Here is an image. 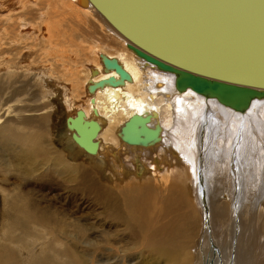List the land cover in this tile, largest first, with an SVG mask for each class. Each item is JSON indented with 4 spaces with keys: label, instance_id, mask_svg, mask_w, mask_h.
I'll return each instance as SVG.
<instances>
[{
    "label": "bare ground",
    "instance_id": "obj_1",
    "mask_svg": "<svg viewBox=\"0 0 264 264\" xmlns=\"http://www.w3.org/2000/svg\"><path fill=\"white\" fill-rule=\"evenodd\" d=\"M37 1L26 6L38 12L41 7ZM10 4L11 0H0L2 11L25 7L24 3L18 7ZM52 9L90 13L104 23L107 35L116 43L110 46L109 41L92 42L89 48L94 57L79 66L74 64L76 72L62 64L65 72L76 79L77 71H85L79 98L73 79L63 80L48 65L26 62L24 69L36 75L41 87L50 91L48 96L63 101L67 133L62 138L68 137L65 150L73 159L83 157L81 163H92L109 180L129 185L141 181L152 184L130 186L116 190L117 193L99 186L83 165L85 162L71 163L52 141L49 144L45 140V115L37 113L41 107L33 103L35 108L19 105L22 88L14 86L19 69L5 62L0 66L7 75V79L0 78V121L8 114L13 119L0 123V171H14L19 183L34 180L43 189L57 187L75 195L92 196L95 220L87 223L88 218L82 216L67 217L51 203L43 207L39 201L33 202L32 193L22 191L17 183L11 192L0 186V264H264V97L255 98L243 112L196 90L178 91L174 84L176 75L139 56L129 47L135 44L90 0H58L55 7L44 5L34 21L15 16L17 11L2 15L7 24L18 20L27 23L20 36L10 34L14 39L11 46L26 36L35 42L44 40L49 45L45 50L48 56L59 51L61 47L54 42L56 37L47 16ZM1 28L4 33L7 31L3 25ZM1 40L0 52L4 49ZM79 50L82 52V45L77 51L68 52ZM75 53L70 54L75 57ZM19 55L16 64L21 66L29 56ZM34 98L35 95L36 103ZM26 111L38 115L33 117ZM135 114L149 116L147 126L159 131L147 144L124 139L125 134L135 135L141 129L138 125L134 131L124 133V126ZM77 115L83 116V122H96L99 126L93 138L97 143L95 152L88 150L89 144L80 145L74 139V135H80L70 127L69 120ZM182 121L186 126L184 141ZM31 126L36 131L26 134H32L37 143L28 150L29 139L20 135L17 127L30 131ZM139 135L144 137L143 133ZM81 140L87 144L83 137ZM38 159L47 165L41 176L33 175L36 171L31 170ZM173 160L178 166L174 176ZM138 167L143 171L139 172ZM172 180L179 181L188 192L190 186L193 204L182 188L171 184ZM161 191L166 195H161ZM41 239L44 242H38Z\"/></svg>",
    "mask_w": 264,
    "mask_h": 264
},
{
    "label": "water",
    "instance_id": "obj_2",
    "mask_svg": "<svg viewBox=\"0 0 264 264\" xmlns=\"http://www.w3.org/2000/svg\"><path fill=\"white\" fill-rule=\"evenodd\" d=\"M90 1L135 44L129 47L139 56L176 75L178 91L196 90L243 112L264 97V0ZM148 120L133 115L124 133L140 125L144 137L125 134L124 139L150 142L159 131L151 130ZM69 123L80 135L75 141L95 152L98 124L83 122L82 115Z\"/></svg>",
    "mask_w": 264,
    "mask_h": 264
},
{
    "label": "rangeland",
    "instance_id": "obj_3",
    "mask_svg": "<svg viewBox=\"0 0 264 264\" xmlns=\"http://www.w3.org/2000/svg\"><path fill=\"white\" fill-rule=\"evenodd\" d=\"M31 1L32 0H15V1L11 0V4L15 3L16 7H18L20 5V3H24L25 4V7L23 9H19V8L16 9L17 15H15V16H24L27 20L34 21L36 19V16L39 14V11L43 10L44 5L47 6V4H49L50 7H55L56 4L58 3V0H46V1L44 0L45 2L43 0H38L37 4H39L38 6H40L41 9L37 12V9L33 10V9H31V7L28 8V6H26ZM12 7H14V5H12L11 8ZM16 11H13V10L10 11L9 9L6 10V11H2V8L0 7V16H1L0 17V33L5 37V38H3V37L1 38V36H0V39H2L1 41L4 42V45H3V42H1L2 43L1 46L4 49H2L3 50L2 52H0V63L3 62L2 64H0V66H4L5 62L6 63L9 62V65H11V64L14 65L15 64V66H13V67H14V69H16V68L19 69L17 71L19 73H17L18 76L16 77V79L13 76V78L17 81V82H15L14 86L22 88V94L19 96V100H20L19 105L21 103L23 105L27 104L28 106L31 105L30 107H33V108H35V107H37L39 105V107H41V110H37V113L40 114L39 116H44L45 115V125H46L45 128H46V131H47L46 136H45L46 137L45 140L47 139V142L49 144L52 141V143L56 147V149H58L59 151L64 152L66 154V158L69 161H71V163L72 162L73 163H79L80 161L83 160V159H81L83 157L76 158L77 160L73 159L71 156L68 155L69 152L67 150H65V148H64L66 143L68 142V139H67L68 137L65 136V139L62 138L67 133L66 130H65V126H64L65 117L67 115L65 113L66 111H65V106L63 104V101L60 99V97H56V99L55 98L52 99V97L48 96L50 91L49 90H45L47 88L43 89L41 87L38 79L36 78V75L34 76V74H29L28 71H26L24 68L26 67L27 64H32L33 66H38V65H42V64L46 65V66L48 65L49 67H51V70L52 69L54 70V71L52 70L53 72H56V75L58 74L60 76H63L64 77V78L62 77L63 80H65L66 78H67V80L73 79L74 85L76 84L75 85V87H76V89H75L76 91L75 92L77 93L78 98H79L83 94L82 93V89H81V83L86 78L85 77L86 76L85 71L83 69L77 71V74H75V77H77V79H76V78L72 77L70 75V73H66L65 72V70H64L65 67L63 68L62 64L65 65V66L70 67L71 70L73 69V71L76 72L77 69L76 70L74 69L75 65L79 66L80 62H81L80 64H82L83 62H85L84 60H86L87 58H93L94 57L93 54L91 56L92 52H91V49H90L91 45H92L91 44L92 42L94 43L95 41L98 40V42L100 41L102 44L105 43V42H106V44H108L107 42L109 41L110 46H113V44L116 45V43L114 42L115 40H113L114 39L113 37H109L110 36L109 34L107 35L106 28H104V26H105L104 23L101 24V22L97 18H96L97 20H95L94 16H92L90 13L85 14L81 10H80V12L78 10V11H75V12H71V14H70V11H67V10H62L61 11V9H52L50 11L49 10L47 11L48 12L47 16H48V19L50 20L51 26L53 27L54 35L56 37L54 42L57 43V45H60V47H61L59 49V51H57V52H53L52 51V53L48 56V53H45V50L49 47V45L44 40H42V41H44V43H42V41L40 39H38L37 42H35V41H32V39H30V38H28L26 36H25L26 39H22V40L16 42L15 47H14V46H11L12 45L11 40H14L11 37L13 35H16V34H18L20 36L21 29L27 23L26 22H21V21L18 20V22L14 21L15 22L14 24H12V22H10V23H8L9 24L8 25L7 22H4V17L2 15H5L6 13L8 15L9 14H14V12H16ZM77 14H79V15H77ZM75 17H77V18H75ZM83 17L85 19H83ZM83 20H85V21H83ZM2 25L7 28V31L5 33H4V31L1 30L2 29L1 28ZM129 28L130 27L125 24V29L128 30ZM90 39L91 40L93 39V40L91 41ZM61 44H62V46H61ZM100 44H98V45H100ZM78 45H80V46L82 45V52L79 50L80 51V52L78 51L79 53L76 52V53H78V55H77L75 53V51L78 50ZM89 46H90V48H89ZM69 47H70V49H69ZM13 48H16V49L13 50ZM72 49L75 50V51H71L70 53H72V52L75 53V57H74V55L72 56L68 52L69 50H72ZM60 50H63L64 55H63L62 52H60ZM65 50H67L66 53H65ZM107 51L108 52H112V53L114 52V50H110L109 51L108 49H107ZM19 53H24V54L26 53L29 56V57H27V60H29V61H27V60L24 61L25 63L21 64V66L16 64L17 60L18 59L20 60V56L21 55H19ZM31 53H32V55H31ZM61 56H63V59H62ZM57 57H58V59H57ZM30 61H32V62H30ZM61 61H62V63H61ZM26 62H27V64H26ZM63 62H65V63H63ZM56 64L59 65V66H57ZM57 69L59 71H57ZM15 75H16V73H15ZM68 75H69V77H68ZM3 77H5V79H7V75H5V71L1 70L0 71V78H3ZM33 94L36 96V98H34V101L36 103L33 102V97H34ZM36 99H37V101H36ZM32 103L35 104V105L37 104V105L35 106ZM44 104H47V105H44ZM16 107L17 106H14V108H16ZM32 112L26 111L24 113L25 114H30L31 113L30 116H33V117H36L38 115L36 112H33V113ZM48 112L50 113L49 116H48V114H49ZM43 113H45V114H43ZM10 115L8 114L6 117L4 116V118H2L0 123H3L2 121L13 119ZM9 126H13V125H9ZM31 127L32 128H31L30 131L27 128L17 127L18 133L20 135H23L24 137L29 139L28 150H30V148L35 143H37L36 140H35V137L32 134H28V135L26 134L27 132H31V131L35 132L36 131L35 127H33V126H31ZM185 127L186 126H185V124L182 121V125H181L182 139H181V141H184L185 138H186ZM18 151H19V149H18ZM31 155L36 157V158H38V155H33V154H31ZM141 155H142V153H141ZM51 157H53V156H51ZM128 157H129V159L131 158L130 155ZM158 160L161 163L160 157L158 158ZM138 161H139L138 163L143 166L142 158L138 157ZM84 162H82V163L80 162V164L84 163L83 165L85 166L86 169L88 168L87 171H89L90 175H93L94 181L99 186L104 187V188L109 189V190H113L114 189V192H117V193H118V191L120 192V191L126 190L130 186L143 187V186H147V185H151L152 184V183H146V182L144 183V182L141 181L140 183H132V184L129 185L128 183H124V182H123L124 184L120 183V182H118V180L112 181V180H109V178L106 176V174L104 175L101 172H99V170L94 169L96 167L94 165L92 166V163H90L89 161H86V160ZM173 162H174V165H176L175 164V160H173ZM87 164L89 166H86ZM91 167L93 168V170H92ZM173 167H174L173 168L174 170L173 169H171V170H172V172H173L172 174L174 176V175H176V172L178 170V166L176 165V166H173ZM138 168H140V167H138ZM46 169H47V165L44 164V163H41L39 161V159H38V164L33 165L32 168H31V170L36 171L33 175L39 174L40 176L42 175L43 171L46 170ZM0 170H2V169H0ZM183 170H184V168H183ZM142 171L143 170H141V168H140L139 172H142ZM144 171H146V170L144 169ZM96 172H97V175H96ZM15 176H16V174H15L14 171L12 173L11 172L7 173V172L0 171V186L5 188V189H7V191H10V189L15 185V183H17L19 189H21L22 191H28V192L32 193L31 198L33 199L32 200L33 202L35 200H37V201L40 202V205H42L43 207H48L47 204L51 203V205H53L54 209H57L59 211L61 210V211H63V213L65 212L67 217L82 216L81 217L82 219L88 218L87 219V221H88L87 223L93 222V220H95L93 218V214H95V211H93V207H92V206H94L93 198L91 200L92 196H85L84 194H83V196L81 194H76L75 195L73 193H69L66 189H59L57 187H54V188H52L50 190L49 189H43V188L40 187L39 184L34 183V180L19 183L20 182V179L18 178L19 176L18 175H17L18 177H15ZM39 179H41V177ZM177 183H179V184H177ZM171 184L175 185L177 187L179 186L180 188H182V190L185 191L187 197L190 198V200L192 201V202L190 201L191 204H193V200H192L193 198L190 195L191 194L190 186L188 187L190 192H188L185 189H183L182 186H180L181 184H180L179 181L172 180ZM111 186H112V188H111ZM116 190H118V191H116ZM56 191H58L60 194L58 192H56ZM55 195H56V197H55ZM161 195L165 196L166 192L165 191H161ZM65 198H67V199H65ZM86 198H88V199H86ZM10 199H11V195L9 194L8 198H7V200L9 201V202L7 201L9 206H10ZM90 201L91 202L93 201V203H91ZM65 202H66V204H65ZM83 203H85V204H83ZM76 205H78L79 207L76 206ZM97 210H99V209L97 208ZM38 242H44V239L38 240ZM0 246H2L1 242H0ZM9 247L11 248V246H9ZM12 250H14V248ZM14 252H15V254L17 253V251H14ZM59 257H62V255L59 256ZM62 258H64V257H62ZM24 264H25V262H24Z\"/></svg>",
    "mask_w": 264,
    "mask_h": 264
}]
</instances>
